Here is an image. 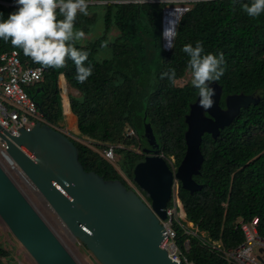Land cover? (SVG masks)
<instances>
[{
  "label": "trees",
  "instance_id": "16d2710c",
  "mask_svg": "<svg viewBox=\"0 0 264 264\" xmlns=\"http://www.w3.org/2000/svg\"><path fill=\"white\" fill-rule=\"evenodd\" d=\"M91 1H94L89 4L91 16L78 13L75 28L88 32L100 19L102 33L90 45L75 42L76 47L89 52L85 63L93 67L92 75L83 83L76 80L71 60L63 68L44 67L3 40L0 54L16 49L22 63L44 68L40 82L29 92L54 128H61L64 118L59 77L61 80L64 77L67 90L74 88L81 93L70 99V107L77 117L79 135L91 142L85 144L69 136L78 149L80 162L85 170H93L104 178L120 179L130 187L115 167L117 153L125 155L121 169L133 180V167L144 155L142 150L140 153L124 144L130 142L139 147L144 144L146 120L153 126L159 152L170 167H176L185 153L184 117L197 98V90L189 83L175 84L188 70L183 45L195 46L199 40L203 41L206 53L223 52L225 72L217 81L222 87L220 105L224 106V97L232 93L255 92L258 102L241 108L216 138L208 133L202 136L203 161L199 174L193 177L200 189L190 192L178 181L177 192L185 222H192L197 232L186 234L176 226V241L184 256L195 264H227L220 251L210 244L234 247L241 243L242 233L234 227L238 218L249 220L256 216L258 232L264 237V13L256 18L246 14L243 4L252 0H186L190 6L179 17L173 47L166 49L163 9L175 1ZM14 9L12 0H0V11L5 16ZM113 26L119 29V34L109 39L107 32ZM105 48L110 50V57L97 59V49ZM169 67L176 69L174 81L161 78ZM64 104L68 112L67 101ZM130 128L137 138L128 134ZM117 135L124 144L111 141ZM108 145H120L114 148V161L107 160L102 153ZM142 194L149 201L144 191ZM172 202L173 198L167 206ZM186 241L188 249L184 250ZM7 254L0 245V264H4L2 259Z\"/></svg>",
  "mask_w": 264,
  "mask_h": 264
},
{
  "label": "water",
  "instance_id": "95a60500",
  "mask_svg": "<svg viewBox=\"0 0 264 264\" xmlns=\"http://www.w3.org/2000/svg\"><path fill=\"white\" fill-rule=\"evenodd\" d=\"M177 9L171 42L179 17L187 10L181 6ZM168 12L169 8L165 7L163 25ZM167 41L163 36L166 49ZM211 86L215 89L212 107L201 108L197 96L185 114L186 149L176 168L169 166L145 125L144 156L132 172L137 188L127 187L120 179L104 178L93 170H85L74 142L50 124L36 122L31 129H20L17 135L0 126V138L6 143L7 154L35 187L38 199L68 234L69 243L84 246L98 264H183L171 259L161 246L164 226L160 219L167 217L174 184L179 181L190 192L200 189L193 177L199 174L203 161L202 136L208 133L216 138L241 108L258 102L255 92L232 93L224 97L221 106L222 87L217 82ZM138 189L148 195L149 201ZM29 194L0 164V218L14 238L36 264H82Z\"/></svg>",
  "mask_w": 264,
  "mask_h": 264
},
{
  "label": "clouds",
  "instance_id": "9594fccd",
  "mask_svg": "<svg viewBox=\"0 0 264 264\" xmlns=\"http://www.w3.org/2000/svg\"><path fill=\"white\" fill-rule=\"evenodd\" d=\"M12 3L15 9L6 16L0 11V40L10 42L44 67L63 68L71 60L76 68L75 78L80 83L92 75V65L85 63L89 52L75 46L84 36L82 30L75 28L77 14L89 15V0H12ZM243 10L249 17H259L264 13V0L243 4ZM166 46L173 47L169 39ZM182 51L188 57L187 68L191 73V85L197 90L199 106L207 110L214 103L215 89L211 85L225 72L224 54L219 50L206 53L203 41L199 40L195 46L184 44ZM176 75V69L169 67L161 73V78L174 81Z\"/></svg>",
  "mask_w": 264,
  "mask_h": 264
},
{
  "label": "built area",
  "instance_id": "2783aa9c",
  "mask_svg": "<svg viewBox=\"0 0 264 264\" xmlns=\"http://www.w3.org/2000/svg\"><path fill=\"white\" fill-rule=\"evenodd\" d=\"M44 68L38 65L22 63L18 51L11 49L0 54V126L12 135H17L20 129H31L36 122L47 123L46 116L39 109L29 90L40 82ZM67 134H73L66 128H57ZM128 134L137 138L133 129ZM120 145H108L102 150L104 157L114 161V148ZM0 164L11 173L16 183L25 191L37 197V191L25 174L15 165L6 152V143L0 138ZM171 206L166 208V219H160L164 226L161 246L174 261L183 264H195L188 260L180 250L176 241V226L184 229L186 234H196L197 227L191 222H185V212L180 199L173 195ZM234 227L242 233V241L234 247H223L211 243V247L220 251V256L227 264H264V237L258 232V218L249 220L238 218ZM188 249V241L184 250Z\"/></svg>",
  "mask_w": 264,
  "mask_h": 264
},
{
  "label": "rangeland",
  "instance_id": "374dc122",
  "mask_svg": "<svg viewBox=\"0 0 264 264\" xmlns=\"http://www.w3.org/2000/svg\"><path fill=\"white\" fill-rule=\"evenodd\" d=\"M188 2L189 1H179L178 0V1H175L174 5H172V6L168 5L167 7L172 8V13L176 14L175 9H173V8L177 7L178 5L181 7L187 8L190 6ZM91 3H94V1L92 2L90 0L89 4H91ZM87 16H91V13H89V15H87ZM101 33H102V21L100 19H98L97 21H95L92 28L88 32H84V36L81 37L79 40H77V43L82 45V46H87L88 44L90 45V43L92 41H94L96 39V37L98 35H100ZM118 34H119V29L117 27L113 26L107 32V37L109 39H112L115 36H117ZM95 56L97 59H100V60L103 58H106V57H110V50H108L107 48L102 49V50L97 49ZM64 83H65L64 78L61 80V78L59 77L58 84H59V88H60L62 103H64V101H67V103L70 104V99L72 97L81 96V93L74 88L66 90ZM188 83L191 84V73L189 70H186L181 77H179L175 80V84L178 86H184ZM107 109H109V107H107ZM144 124L148 126V128L146 130L149 131L151 134H153L155 141L157 142L155 134H154L153 126L149 123L148 120H146V122ZM61 125H62L61 128H66L65 124H64V118H63V123ZM145 125H144V127H145ZM73 131L74 132H72V131H70V132L73 134V136H75V139L80 140L85 144H88L89 142H91V140L89 141L88 137H86V136L82 137L81 135H79L78 129H74ZM118 137H119V135L115 136L111 141H114L115 143H118V144H124L123 139L119 140ZM124 145L128 148L130 147V149H133V150L141 153V149H140L139 145H137L135 143L131 144L129 142L128 144L126 143ZM93 147H96V146H93ZM100 149H101L100 147H97V150H100ZM124 150H126V149H124ZM123 158H125V155L123 153L118 152L117 153V162L115 163V167H116L117 171L122 175V178L125 180V182L130 187L137 188V186L133 182V180L131 178H129L124 173V171L121 169L120 164L123 161ZM169 163L171 166H173V157L169 158ZM173 168H176V167L173 166ZM137 191L139 192V194H141L139 189ZM177 192H178V182L176 181L174 184V187H173V195H177ZM29 198L33 202V204L37 207V209L40 211V213L44 216V218L50 224V226L54 229L56 234L61 238V240L66 244V246L70 249V251L73 253V255L82 264H85V262H89L90 264H98L97 261L91 255V253H89V251H87L84 246H82L79 243H76V245H72L71 243H69L70 240H69L68 234L60 226V224L58 223V221H57L56 217L53 215V213L49 212L48 208L43 206L42 201L39 200L38 197H36L34 194H29ZM0 245H2L8 251L7 256L2 259L4 264H36L35 261L33 260V258L23 248V246L14 238V236L11 234L8 227L5 225V223L2 221L1 218H0Z\"/></svg>",
  "mask_w": 264,
  "mask_h": 264
},
{
  "label": "crops",
  "instance_id": "0c3cea01",
  "mask_svg": "<svg viewBox=\"0 0 264 264\" xmlns=\"http://www.w3.org/2000/svg\"><path fill=\"white\" fill-rule=\"evenodd\" d=\"M62 75V74H61ZM63 77V75H62ZM64 78V77H63ZM65 81V80H64ZM64 86L67 88L66 86V82L64 83ZM67 90V89H66ZM68 104V112L66 111L65 109V104L62 103V106H63V114H64V124H65V127L69 130V131H72L74 132L73 130L74 129H78L77 128V117L76 115L71 111V107H70V104Z\"/></svg>",
  "mask_w": 264,
  "mask_h": 264
},
{
  "label": "bare ground",
  "instance_id": "6f19581e",
  "mask_svg": "<svg viewBox=\"0 0 264 264\" xmlns=\"http://www.w3.org/2000/svg\"><path fill=\"white\" fill-rule=\"evenodd\" d=\"M177 7H180L179 5ZM177 7H174L176 14H177ZM169 8V12L167 13V17L164 20V25H163V36L164 40H168L171 36L172 32V24H173V19L175 18L176 14L172 13V8ZM167 36V37H166Z\"/></svg>",
  "mask_w": 264,
  "mask_h": 264
},
{
  "label": "flooded vegetation",
  "instance_id": "af4514ba",
  "mask_svg": "<svg viewBox=\"0 0 264 264\" xmlns=\"http://www.w3.org/2000/svg\"><path fill=\"white\" fill-rule=\"evenodd\" d=\"M144 145V144H143ZM143 145L141 144V146H140V148H141V150L143 149ZM158 149H159V147H158ZM150 150L152 151V150H154L153 148H150ZM144 155V154H143Z\"/></svg>",
  "mask_w": 264,
  "mask_h": 264
}]
</instances>
